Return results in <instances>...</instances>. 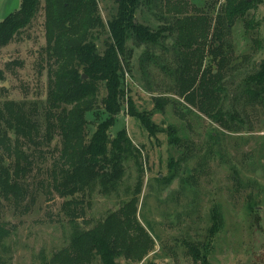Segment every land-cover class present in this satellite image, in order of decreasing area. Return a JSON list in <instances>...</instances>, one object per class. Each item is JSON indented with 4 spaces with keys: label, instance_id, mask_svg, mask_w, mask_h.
<instances>
[{
    "label": "trees",
    "instance_id": "trees-1",
    "mask_svg": "<svg viewBox=\"0 0 264 264\" xmlns=\"http://www.w3.org/2000/svg\"><path fill=\"white\" fill-rule=\"evenodd\" d=\"M41 2L47 91L42 103L0 104V201L17 207L30 198L33 170L43 169L36 157L43 161L47 157L49 167L37 185L64 199L60 211L70 234L67 246L47 258L39 254L38 264H118L120 259L140 264L154 247L137 217L142 165L126 130L111 135L125 105L148 136L158 131L149 114L133 110L124 91L123 78L131 71L134 49L143 48L144 68L155 65L165 81H171L168 91L183 101L184 108L234 133L245 122L238 108L240 113L245 108L264 111V58L256 63L249 56H235L226 42L232 26L246 16L251 4L225 0L212 16L195 8H191L194 15L188 14L189 0H113L115 12L104 24L97 0H20L19 9L0 22V48L31 24ZM217 3L208 9L213 12ZM143 8L162 24L151 28L138 22L136 14ZM101 36L106 37L100 51ZM170 53L172 65L156 61ZM230 89L233 111L227 109ZM168 101L155 96L154 111L163 114ZM178 116L184 118L182 113ZM177 133V128L168 127L171 143ZM56 140L57 147L50 150ZM128 160L137 171L135 189L117 210L90 227L84 221L89 200L94 192L108 197L116 191L125 179ZM9 235L0 212V247ZM188 250L198 254L201 249L193 245Z\"/></svg>",
    "mask_w": 264,
    "mask_h": 264
},
{
    "label": "rangeland",
    "instance_id": "rangeland-1",
    "mask_svg": "<svg viewBox=\"0 0 264 264\" xmlns=\"http://www.w3.org/2000/svg\"><path fill=\"white\" fill-rule=\"evenodd\" d=\"M189 1L188 14L194 15L191 8H195L212 16L225 2L218 0L212 12L208 7L215 0ZM248 2L251 8L232 26L226 42L235 56H249L250 62L258 63L264 58V0ZM97 4L105 24L115 12V3L97 0ZM40 5L31 24L0 48V104L44 101L48 84L41 57L45 37L43 3ZM13 10L16 9L10 13ZM135 18L151 28L162 24L145 8ZM105 37L101 36L97 43L100 51ZM170 43L172 39L165 44L167 49ZM134 50L131 71L123 78L124 91L134 104L133 110L149 114L158 131L148 136L129 116L125 105L111 135L126 130L142 165L137 217L154 247L140 264H264V111L245 108L240 113L242 108H238L245 122L239 126L241 130L228 132L184 108L183 101L168 91L171 81H165L164 73L155 65L144 68L143 48ZM171 58L172 53L156 61L172 65ZM233 85L237 89L238 81ZM228 94L227 109L233 111L232 89ZM155 96L170 100L163 114L153 109ZM169 126L178 129L174 143L168 137ZM54 147L57 140L49 149ZM36 160L43 169L33 170L30 198L17 207L0 201L2 220L10 230L0 247V264H38L39 254L47 258L69 243L70 227L60 211L64 199L37 185L49 167L48 158ZM125 168V179L111 195L93 193L84 218L90 227L117 210L135 189L138 177L133 161L128 160ZM192 244L200 247L198 254L189 252ZM117 263L129 264L123 259Z\"/></svg>",
    "mask_w": 264,
    "mask_h": 264
},
{
    "label": "crops",
    "instance_id": "crops-1",
    "mask_svg": "<svg viewBox=\"0 0 264 264\" xmlns=\"http://www.w3.org/2000/svg\"><path fill=\"white\" fill-rule=\"evenodd\" d=\"M17 3V5L15 4ZM20 0H0V22L3 20V16L6 14H10L12 9H16L13 11H17L19 9ZM15 8H13L14 6ZM13 13V12H11ZM6 18V17H5Z\"/></svg>",
    "mask_w": 264,
    "mask_h": 264
},
{
    "label": "water",
    "instance_id": "water-1",
    "mask_svg": "<svg viewBox=\"0 0 264 264\" xmlns=\"http://www.w3.org/2000/svg\"><path fill=\"white\" fill-rule=\"evenodd\" d=\"M82 79H85V77H84V76H82Z\"/></svg>",
    "mask_w": 264,
    "mask_h": 264
}]
</instances>
